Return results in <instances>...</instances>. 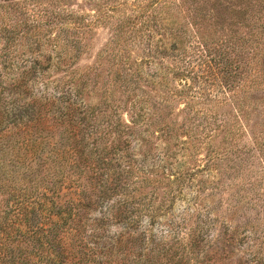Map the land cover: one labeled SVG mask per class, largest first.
I'll return each instance as SVG.
<instances>
[{
    "label": "trees",
    "instance_id": "obj_1",
    "mask_svg": "<svg viewBox=\"0 0 264 264\" xmlns=\"http://www.w3.org/2000/svg\"><path fill=\"white\" fill-rule=\"evenodd\" d=\"M84 1L0 0V264H207L172 209L236 135L210 107L264 104V0Z\"/></svg>",
    "mask_w": 264,
    "mask_h": 264
},
{
    "label": "rangeland",
    "instance_id": "obj_2",
    "mask_svg": "<svg viewBox=\"0 0 264 264\" xmlns=\"http://www.w3.org/2000/svg\"><path fill=\"white\" fill-rule=\"evenodd\" d=\"M82 3L86 8L90 6L84 0ZM110 36L108 28L96 30L80 68L95 62ZM210 90L219 99L225 98L219 88ZM262 96V91H252L249 99L256 103L241 115L231 105L215 104L207 111L208 116L202 117L209 125L222 120L219 114H226L230 123L238 126L234 138L221 136L212 143L214 149L223 151L213 161L201 163V168L210 165L199 176L202 183L179 193L172 209L178 216L199 214L201 221H207L203 242L209 256L207 264H264V153L260 154L255 145L256 133L264 123V104L257 102ZM206 153L207 147L198 158L206 161ZM160 225L162 221L157 223V231H161ZM141 227H147V220L141 222ZM117 229L114 227L112 233Z\"/></svg>",
    "mask_w": 264,
    "mask_h": 264
}]
</instances>
